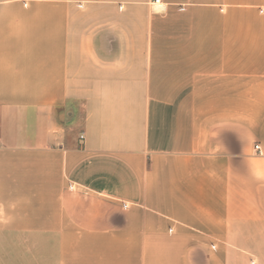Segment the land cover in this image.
Masks as SVG:
<instances>
[{
	"label": "crops",
	"instance_id": "1",
	"mask_svg": "<svg viewBox=\"0 0 264 264\" xmlns=\"http://www.w3.org/2000/svg\"><path fill=\"white\" fill-rule=\"evenodd\" d=\"M160 3L0 0V264H264V0Z\"/></svg>",
	"mask_w": 264,
	"mask_h": 264
},
{
	"label": "clouds",
	"instance_id": "2",
	"mask_svg": "<svg viewBox=\"0 0 264 264\" xmlns=\"http://www.w3.org/2000/svg\"><path fill=\"white\" fill-rule=\"evenodd\" d=\"M8 207L9 208H14L15 205L12 204V203H9ZM10 218H11L10 216H7L5 214V206H4V204L3 203H0V219H4L5 222H7V220H9Z\"/></svg>",
	"mask_w": 264,
	"mask_h": 264
},
{
	"label": "built area",
	"instance_id": "3",
	"mask_svg": "<svg viewBox=\"0 0 264 264\" xmlns=\"http://www.w3.org/2000/svg\"><path fill=\"white\" fill-rule=\"evenodd\" d=\"M152 5H154V9L155 11H162L163 10V5L160 3V0H152ZM83 136L80 135V139H82ZM254 149L258 150L259 149V146L258 145H255L254 146Z\"/></svg>",
	"mask_w": 264,
	"mask_h": 264
}]
</instances>
